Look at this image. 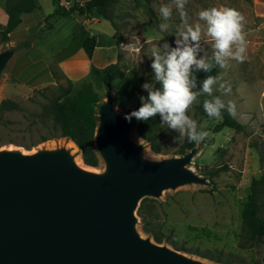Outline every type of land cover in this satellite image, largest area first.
I'll return each mask as SVG.
<instances>
[{"label": "rangeland", "instance_id": "1", "mask_svg": "<svg viewBox=\"0 0 264 264\" xmlns=\"http://www.w3.org/2000/svg\"><path fill=\"white\" fill-rule=\"evenodd\" d=\"M161 5L172 7L170 20L161 19ZM219 6L234 8L244 16L247 46L242 61L229 59L227 68L219 67L216 77H220V80L214 86L212 95L220 97L225 104L224 109L243 127V131L224 128L215 133L214 126L221 119L199 120L198 108H203V101L197 97L187 114L197 122V130L207 132L208 135L197 142L199 150L189 167L205 178L209 185H186L163 191L148 210L147 218L152 233L142 230L138 217L136 230L142 238L149 237L153 242L152 235L156 234L163 239L160 245L207 264H220L216 262L217 259L229 264H261L264 237L246 247H241L239 240L241 212L250 183L264 173V16L256 15L250 0H188L185 6L188 23L197 22L200 10ZM110 11L113 15L114 43L118 48L117 60L122 76L112 82L109 92L92 78L85 79L75 87L79 88L86 82L92 83L100 97L99 103L110 95L113 98V109L117 113H123L140 102L143 93H147L141 87L143 84L148 83L154 89L160 88L151 68L152 50L155 47L164 52L165 44L169 48H175L184 24L172 0H114ZM161 23L168 25L166 31H160ZM108 32L112 33L113 29L109 27ZM34 41L33 36L19 26L6 43L0 42V48L14 46L17 50L15 58L2 74L0 101L8 98L21 108L4 115L5 123L0 125V142L5 144L0 149L15 148L32 153L39 149L67 146L69 142L63 138L41 142L42 137H51L53 132H50V128L42 127L37 117L41 112V105L58 94V86L68 87V82L51 68L54 83L36 88L25 87L22 85L23 77L12 72L24 51ZM103 42L102 40V44ZM24 43L29 46L24 48ZM102 52L107 53V50L103 49ZM212 54L211 43L202 36L197 59L205 57L209 60ZM219 83L230 86V91L225 93L220 90ZM136 85L139 89L135 88ZM201 96L212 98L203 93ZM230 102L233 106L231 111ZM131 138L144 146L146 158L162 160L179 156L178 149L186 136L180 138L178 131L169 129L160 119V153L152 152L148 143L135 133L134 128ZM72 153L81 159L78 149ZM97 159V167L90 168L101 173L104 164L98 154ZM81 162L83 163L82 159ZM224 168L217 176L209 177L211 171ZM210 189L213 190L209 192ZM258 202L259 215L264 218V188L259 190Z\"/></svg>", "mask_w": 264, "mask_h": 264}, {"label": "water", "instance_id": "2", "mask_svg": "<svg viewBox=\"0 0 264 264\" xmlns=\"http://www.w3.org/2000/svg\"><path fill=\"white\" fill-rule=\"evenodd\" d=\"M16 51L0 48V80ZM140 106L117 113L110 95L97 105L101 173L77 166L67 146L0 149V264H207L136 230L143 198L209 185L189 167L197 146L162 160L145 157L131 138L137 120L124 118Z\"/></svg>", "mask_w": 264, "mask_h": 264}, {"label": "trees", "instance_id": "3", "mask_svg": "<svg viewBox=\"0 0 264 264\" xmlns=\"http://www.w3.org/2000/svg\"><path fill=\"white\" fill-rule=\"evenodd\" d=\"M114 0H86L81 5L74 3L69 8H64L58 2L53 0L54 10L46 15L43 19V24L38 27L29 25L27 31L33 36L34 42H38L43 34L51 29L52 23L58 17L88 16L95 14L103 20L109 21L112 26V13L110 11ZM37 8L36 0H5L4 10L7 15L5 26H0V42L6 43L9 36L19 27L23 21V17L30 14ZM114 27V26H113ZM115 38V37H114ZM28 43H24L23 47H28ZM94 39L90 38L85 46L86 53L89 58L92 56L94 49ZM211 62V59H209ZM219 66H214L209 72H204L196 68L192 69V78H194L195 87L193 92L200 93L203 80L211 75L217 76ZM122 76L121 68L118 60L115 63L109 64L101 69L91 67L88 78H92L101 84L106 91H110L112 82L118 80ZM87 78V79H88ZM68 87L58 86V94L49 99L46 104L41 105V112L37 115L42 127L53 132L51 137H42L41 142H45L53 138H63L72 141L78 148L81 159L86 166L97 167L98 159L95 151V131L97 127L96 107L100 102V97L95 91L92 83L86 82L81 87L76 88L74 84L68 81ZM136 89L139 86L136 85ZM146 98L147 93H143ZM201 101L206 98L198 96ZM21 108L15 101L4 98L0 101V125L5 122L4 115L19 111ZM199 120L211 118L207 116L204 109L198 108ZM159 115L150 118L147 121H136L134 130L135 133L143 139L151 151L160 153L159 146ZM228 128L236 132L243 131V127L237 123L225 109L222 110L221 121L214 126L213 131L220 132L222 129ZM198 131V130H197ZM1 143V142H0ZM5 143H1L0 146ZM196 141H189L187 137L178 149V155H184L188 150L195 147ZM224 169H215L210 172L209 177L213 178L218 175L219 171ZM264 188V173L258 179H252L249 187L246 201L241 212V233L239 245L241 247L251 246L255 242L260 241L264 237V218L260 217V205L258 202L259 190ZM213 189H210L212 191ZM156 202L152 198H143L136 210L137 217L140 219L141 228L145 233H152L149 228L148 210L151 205ZM155 243H162V237L153 234ZM217 263L229 264L217 259Z\"/></svg>", "mask_w": 264, "mask_h": 264}, {"label": "clouds", "instance_id": "4", "mask_svg": "<svg viewBox=\"0 0 264 264\" xmlns=\"http://www.w3.org/2000/svg\"><path fill=\"white\" fill-rule=\"evenodd\" d=\"M187 3L188 0H172L184 24L176 47L169 48V45L165 44L164 52L155 47L152 50L151 68L160 88L154 89L148 83L143 84L141 87L147 92V97L141 96V106L124 118L129 122L133 118L137 121H147L159 115L162 124L178 131L180 138L186 136L189 141L199 142L208 133L197 131V122L187 114L190 107L201 93L207 94L212 98L203 101L204 112L211 118L221 119L225 104L220 97L212 95L220 77L209 75L202 82L201 93L192 91L195 87L192 78L193 66L206 73L217 65L222 69L227 68L229 59H244L247 41L244 32L245 18L236 9L226 6L202 9L197 13V22L189 24L185 9ZM159 13L163 21H168L172 16V7L161 5ZM159 28L163 32L167 30L168 25L161 23ZM202 36L212 45L211 62L205 57L197 59ZM121 47L127 48L129 45ZM219 88L225 93L230 91V86L226 87L225 83H219ZM232 107L230 102L229 111Z\"/></svg>", "mask_w": 264, "mask_h": 264}, {"label": "crops", "instance_id": "5", "mask_svg": "<svg viewBox=\"0 0 264 264\" xmlns=\"http://www.w3.org/2000/svg\"><path fill=\"white\" fill-rule=\"evenodd\" d=\"M84 1L86 0H58L64 8H69L74 3L81 5ZM250 1L256 15L264 16V0ZM4 2L5 0H0V26H5L7 22ZM36 3L37 8L24 16L19 25L25 30L29 25L40 27L44 17L55 7L53 0H36ZM109 27L113 29L112 33L108 32ZM114 32L109 21L95 14L58 17L52 23L51 29L24 51L12 72L17 73L18 77H23V86L36 88L54 83L51 70L54 68L62 79L76 85L88 78L91 67L101 69L116 62L118 48L114 43ZM90 38L94 39L95 45L91 58L85 50ZM103 49H106L107 53H103Z\"/></svg>", "mask_w": 264, "mask_h": 264}, {"label": "bare ground", "instance_id": "6", "mask_svg": "<svg viewBox=\"0 0 264 264\" xmlns=\"http://www.w3.org/2000/svg\"><path fill=\"white\" fill-rule=\"evenodd\" d=\"M67 147L70 148L71 151H73V152L77 151V147L75 146V144L72 141H69L67 143ZM74 161H75L76 165L79 166L80 168H82L84 170H87V171H92V172L94 171L92 168H90V167L86 166L85 164H83L81 162L80 157H77Z\"/></svg>", "mask_w": 264, "mask_h": 264}]
</instances>
